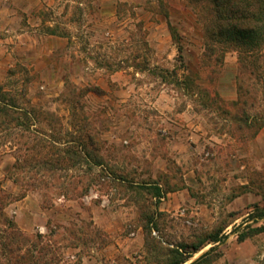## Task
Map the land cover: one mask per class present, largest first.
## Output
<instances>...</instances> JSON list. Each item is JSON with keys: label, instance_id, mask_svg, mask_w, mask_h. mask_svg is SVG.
<instances>
[{"label": "rangeland", "instance_id": "1", "mask_svg": "<svg viewBox=\"0 0 264 264\" xmlns=\"http://www.w3.org/2000/svg\"><path fill=\"white\" fill-rule=\"evenodd\" d=\"M213 20L211 0H0L20 116L0 114V264H161L214 227L208 264H240L232 228L264 224V39L250 55ZM156 187L190 198L159 210Z\"/></svg>", "mask_w": 264, "mask_h": 264}, {"label": "trees", "instance_id": "2", "mask_svg": "<svg viewBox=\"0 0 264 264\" xmlns=\"http://www.w3.org/2000/svg\"><path fill=\"white\" fill-rule=\"evenodd\" d=\"M211 4L214 14L212 28L210 29L211 35L214 36L215 34L216 40L219 42L225 40L231 44L230 46H242V49L250 55L256 54L261 48L264 39V0H211ZM170 29L172 38L177 39L175 30L172 27H170ZM50 34L55 33L50 31ZM4 100L6 99L3 96L0 86V103H3ZM7 108L14 109L13 113ZM17 109L18 106H16L15 102H7L6 104L4 103V105H0V114L16 122L20 119V116L16 115ZM24 117L25 115H23V118ZM162 196L163 191L160 187H156L153 197L161 198ZM157 214L161 216L164 215V212L158 211ZM254 217L253 213H248L242 231L238 229L240 225L232 228L231 232L237 234V240L239 242L264 231V224L251 226L248 223V221ZM262 217H264V211H260L256 218L260 219ZM150 222V220H147V222L142 225L144 246H147L148 243V225ZM151 229L156 230V224L154 226L152 225ZM223 230L224 228L214 227L202 238L190 244L181 243L168 248L161 264H185L206 244L212 243L209 249L188 263L208 264L210 262V256L218 250L222 238L226 236ZM8 251H10V249H8ZM19 259L24 260V256L12 258L14 263H17Z\"/></svg>", "mask_w": 264, "mask_h": 264}, {"label": "crops", "instance_id": "3", "mask_svg": "<svg viewBox=\"0 0 264 264\" xmlns=\"http://www.w3.org/2000/svg\"><path fill=\"white\" fill-rule=\"evenodd\" d=\"M189 198H190V196L187 194V188H184L182 190H178L175 192L166 193L165 196H162L160 198L161 201L159 203V210L171 211L173 209H179V208H181V206L183 204H185L184 200L187 201V200H189ZM195 208L196 209H192L190 211V215L194 216L195 214L200 213L197 211L198 206H196ZM201 211H202V207H201ZM140 229H141V227L138 226L133 233L136 235L138 240H139V238H141L140 239V242H141V240L144 241V238H143V233L140 232ZM261 241H264V231H262L258 234H255L251 237H248V238L244 239L243 241L239 242L237 244V246L239 248V252L236 253V255L226 254V256H225L226 260L228 262H232V263H235V261H236V262H239L240 264H253V262H254L253 258L257 254L258 245L261 243ZM140 245H141V243H140ZM201 250L202 249H200L195 254H199V252ZM233 256L234 257L237 256V260H235Z\"/></svg>", "mask_w": 264, "mask_h": 264}, {"label": "water", "instance_id": "4", "mask_svg": "<svg viewBox=\"0 0 264 264\" xmlns=\"http://www.w3.org/2000/svg\"><path fill=\"white\" fill-rule=\"evenodd\" d=\"M203 253V252H202ZM202 253H199L198 255H196L195 257H193L192 259H190L189 261H187L185 264H188L189 262H191L192 260H194L195 258H197L200 254Z\"/></svg>", "mask_w": 264, "mask_h": 264}]
</instances>
